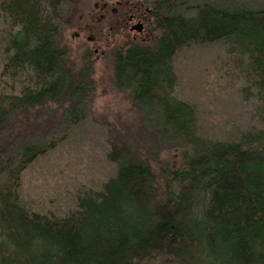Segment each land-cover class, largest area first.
Returning <instances> with one entry per match:
<instances>
[{"label": "trees", "instance_id": "obj_1", "mask_svg": "<svg viewBox=\"0 0 264 264\" xmlns=\"http://www.w3.org/2000/svg\"><path fill=\"white\" fill-rule=\"evenodd\" d=\"M142 1L152 35L112 55L142 119L131 145L93 117L91 67L60 45L76 0H0V264H264V0ZM201 56L237 121L176 78ZM168 145L180 163L157 172L146 152Z\"/></svg>", "mask_w": 264, "mask_h": 264}, {"label": "rangeland", "instance_id": "obj_2", "mask_svg": "<svg viewBox=\"0 0 264 264\" xmlns=\"http://www.w3.org/2000/svg\"><path fill=\"white\" fill-rule=\"evenodd\" d=\"M142 2V0H76L71 11V23L64 29L60 38V45L67 48L70 60L73 59L77 65L86 63L91 67L95 78V88L91 95L93 117L109 123L114 129L116 139L122 142H130L131 145L136 144L134 135L142 132V119L134 108L129 97V91L118 88L114 82L112 55L114 50L130 41L129 30L123 22L129 14L126 13L127 10L134 11L139 6L142 7ZM145 4L143 7L148 8ZM111 8L118 9V16L111 11ZM124 11L126 12L124 13ZM109 15L116 18L120 17L119 26L116 25L115 20H110ZM109 26H112V28L109 29ZM89 34L95 38L94 43L87 41L86 37ZM149 34L148 32V35H143L135 42L144 40ZM93 45L96 46L97 52L93 50ZM211 58L213 59L211 56H201L187 61L179 58L175 59L176 78L179 79L180 84L186 83L191 88V99L197 103L205 102L210 105L212 102L211 95L221 96V94H224L227 103L222 105L220 109L221 116L237 121V115L242 108L238 105L239 98L235 96L228 83V77H221L222 69L217 65L214 68ZM186 63L191 64L186 65ZM219 89H221L220 92H218ZM228 95L232 97H227ZM203 118H206L207 122L210 121L208 117ZM205 129L207 130L206 124L204 125ZM156 147L155 159L151 156V153L147 154L146 152V156L155 171L158 172L163 165L173 166L174 168L179 165L181 160L180 149L173 145ZM59 166L51 158L46 164L41 165L42 182L50 185L52 172ZM28 176L32 182L30 186L28 184L27 192L32 195L38 191L34 190L35 188L40 189L43 187L40 182L42 175L41 173L37 175L36 170H34ZM24 190L26 189L24 188Z\"/></svg>", "mask_w": 264, "mask_h": 264}, {"label": "flooded vegetation", "instance_id": "obj_3", "mask_svg": "<svg viewBox=\"0 0 264 264\" xmlns=\"http://www.w3.org/2000/svg\"><path fill=\"white\" fill-rule=\"evenodd\" d=\"M119 5V3L117 4V6ZM118 8V7H117ZM111 11L117 15V11L118 9L116 8H111ZM126 11H124L125 13ZM126 13H129L127 18H125V20H123L124 25L127 27V29L129 30L130 33V41H137L139 38H142L143 35H148V29H149V25H148V18L147 15L150 14V9L145 8V7H138L136 8L134 11H132L131 9H128ZM102 16V15H101ZM110 16V15H109ZM118 16V15H117ZM110 20H115L114 22L116 23V25L119 26L120 24V17L116 18L113 16H110ZM141 23L143 25L142 31L138 32L135 30H131L130 31V27L135 24V23ZM109 29L112 28V26L108 27ZM117 28V27H116ZM96 31V30H95ZM87 38V41L90 43H94V37L93 35L89 34ZM126 44V42H125ZM93 50L95 52H97V48L95 45L92 46Z\"/></svg>", "mask_w": 264, "mask_h": 264}, {"label": "water", "instance_id": "obj_4", "mask_svg": "<svg viewBox=\"0 0 264 264\" xmlns=\"http://www.w3.org/2000/svg\"><path fill=\"white\" fill-rule=\"evenodd\" d=\"M142 28H143V25L141 23H135L133 24L130 29L131 30H135V31H138V32H141L142 31Z\"/></svg>", "mask_w": 264, "mask_h": 264}]
</instances>
